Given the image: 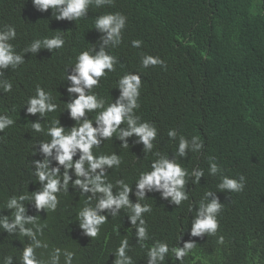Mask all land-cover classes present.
<instances>
[{
	"label": "clouds",
	"instance_id": "1",
	"mask_svg": "<svg viewBox=\"0 0 264 264\" xmlns=\"http://www.w3.org/2000/svg\"><path fill=\"white\" fill-rule=\"evenodd\" d=\"M32 3L41 12L51 9L53 17L65 20L76 39L84 40L86 45L71 60L63 59L60 57L65 44L63 36L49 35L29 43L21 55L16 53L20 43L15 27L0 28V77L4 76L5 69H16L28 57L34 64L57 60L63 77L58 92L51 95L38 85L36 95L26 103L31 116L25 127L31 133L43 132L51 139L39 142L42 161L24 159L30 164L14 185L6 204L7 209L14 211L13 218L0 216L3 231L30 240L16 264H60L61 255L64 264L82 263L74 261L73 252L59 248L47 260L37 256V249L48 248L38 236L50 237L51 229L62 223L61 192L68 191L70 182L81 194L91 193L78 213L82 230L80 234H73L82 246L90 247L87 238L98 236L107 221V212L117 216L122 210L126 218L127 228L120 234L107 264H234L237 259L233 258L246 256L251 251L256 253L255 263L264 264V226H252L246 232L237 228L238 220L244 216L239 207L235 210L234 196L248 192L249 184L244 175H224L215 157H209V174L220 175L217 188L226 199L220 202L216 192H205L196 205L191 223L177 228L175 220L184 215L178 208L191 194L192 188L187 185L190 177L195 178L193 183H199L204 177L202 169H195L199 164L186 169L181 158L188 152L203 154L207 141H201L183 113L173 109L158 112L140 106L139 68L121 74L117 80L112 78L119 63L115 50L122 43L127 17L119 12L95 17L91 8L112 5L114 0H32ZM3 17L4 6L0 2V19ZM98 36H101L99 50L86 43ZM141 45L140 40L132 41L135 48ZM141 65L145 69L157 65L166 67L160 57L152 55H142ZM0 88L10 92L12 84L0 80ZM182 95H178L179 101ZM139 113L157 115V118L142 120ZM14 123L9 116L0 115V132ZM104 145L116 149L117 153L128 146L140 149V153L128 154V173L118 174L115 186L107 181V169L119 168L124 158L115 152L96 156L93 151L100 152ZM163 149L171 150L173 156L161 155L159 151ZM77 155L79 158L74 159ZM192 158L198 160L194 155ZM69 170H74V180ZM28 174L32 178L30 187L26 188L24 181ZM114 188L118 189L115 194ZM150 196L166 205L150 201ZM229 199L232 200L223 214ZM193 209L190 205L189 211ZM246 213L247 217L252 214L250 209ZM221 218L240 238L244 237L242 245L225 246L226 238L220 236ZM4 264H13V257L6 256Z\"/></svg>",
	"mask_w": 264,
	"mask_h": 264
},
{
	"label": "trees",
	"instance_id": "2",
	"mask_svg": "<svg viewBox=\"0 0 264 264\" xmlns=\"http://www.w3.org/2000/svg\"><path fill=\"white\" fill-rule=\"evenodd\" d=\"M0 2L4 6L0 28L4 25L15 27L16 39L20 43L16 53L24 55L23 50L29 43L49 35L63 36L65 44L60 54L63 59L71 60L86 45L84 40L76 39L66 27L69 24L65 20L53 17L51 9L38 11L32 0ZM91 10L95 17L116 12L127 17L122 43L118 51L115 50L119 63L112 78L117 80L121 74L139 68L142 78L140 106L158 112L173 109L183 113L201 141H207L203 154L188 152L185 158L180 157L185 164L179 163L186 169L199 164L195 169H202L204 177L199 183H193L195 178L190 177L187 185L192 188L191 194L189 200L178 208L184 215L175 220L177 228L191 223L196 205L205 192H216L220 202L226 199L217 188L220 175L209 174V157L216 158L224 175H244L246 184H249L248 192L234 196L235 210L239 207L244 216L238 220L237 228L246 232L252 226H264V0H114L112 5L100 8L92 5ZM3 21L6 22L3 24ZM100 37L86 43L99 50ZM133 40L142 41L141 47H133ZM142 55L158 56L166 67H139ZM24 60L16 69H5L4 76L0 77V80L12 84L10 92L0 88V115H7L15 121L0 132V216H9V219L14 215L13 210L6 208L10 192L30 164L24 159L42 161L44 157L39 152V142L51 139L43 132L31 133L25 127L24 123L31 116L27 113L26 103L36 95L38 85L53 95L63 82L57 60L40 64L32 63L29 57ZM180 93L183 95L179 101ZM211 113L216 115H208ZM139 116L142 120L157 118V115L141 113ZM114 152L117 153L116 149L106 145L100 148V152L93 151L96 156ZM134 153H140L138 146L118 151L124 161L119 168L107 169L108 182L115 186L118 174L124 176L128 173V154ZM159 153L173 156L169 149ZM193 155L198 160L192 158ZM52 166H56L55 161ZM69 174L73 180L76 178L74 170H69ZM31 178L32 174H28L24 181L26 188L30 187ZM116 190L113 189L114 194ZM61 193L62 213L59 217L62 223L51 229L50 237L38 236L48 245L47 249H37L38 258L47 260L49 254L59 248L73 252L75 262L107 264L120 234L127 228L122 210L117 216L105 214L108 218L98 236L87 238L90 242L88 248L82 246L73 234H80L79 230H82L78 213L85 207L86 196L91 193L81 194L71 182L68 191ZM231 200L226 202L223 214ZM150 201L166 205L153 196ZM91 203L94 206L96 200ZM190 205L194 208L191 212ZM249 209L252 214L247 217ZM220 236L226 238L225 246L244 242V237L233 232L222 218ZM28 243L27 237L9 235L0 228V264H4L6 256H12L13 264H16ZM203 254L207 257L206 252ZM255 257V251H251L232 260L237 259L234 264H256ZM60 264H64L63 255Z\"/></svg>",
	"mask_w": 264,
	"mask_h": 264
}]
</instances>
